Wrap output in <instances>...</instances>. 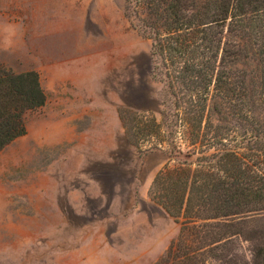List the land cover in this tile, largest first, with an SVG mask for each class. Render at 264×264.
<instances>
[{
  "label": "rangeland",
  "instance_id": "obj_1",
  "mask_svg": "<svg viewBox=\"0 0 264 264\" xmlns=\"http://www.w3.org/2000/svg\"><path fill=\"white\" fill-rule=\"evenodd\" d=\"M149 52L124 0H0V61L46 94L0 150V264H153L176 237L149 196L167 155L118 114L155 107Z\"/></svg>",
  "mask_w": 264,
  "mask_h": 264
},
{
  "label": "trees",
  "instance_id": "obj_2",
  "mask_svg": "<svg viewBox=\"0 0 264 264\" xmlns=\"http://www.w3.org/2000/svg\"><path fill=\"white\" fill-rule=\"evenodd\" d=\"M124 16L161 91L119 120L166 153L149 196L179 225L153 264H264V0H124ZM45 102L36 71L0 61V150Z\"/></svg>",
  "mask_w": 264,
  "mask_h": 264
}]
</instances>
